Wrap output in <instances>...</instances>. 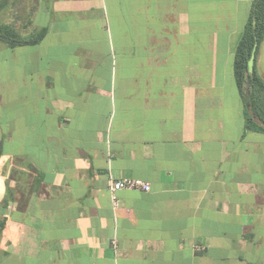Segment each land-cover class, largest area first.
<instances>
[{"label":"crops","instance_id":"0c3cea01","mask_svg":"<svg viewBox=\"0 0 264 264\" xmlns=\"http://www.w3.org/2000/svg\"><path fill=\"white\" fill-rule=\"evenodd\" d=\"M251 3L0 9L22 39L43 32L0 47V250L11 264H264V131L245 127L224 84ZM256 71L264 81V39ZM125 177L150 190L113 193Z\"/></svg>","mask_w":264,"mask_h":264},{"label":"trees","instance_id":"16d2710c","mask_svg":"<svg viewBox=\"0 0 264 264\" xmlns=\"http://www.w3.org/2000/svg\"><path fill=\"white\" fill-rule=\"evenodd\" d=\"M10 0H0V9ZM43 36L33 40L22 39L10 24H0V42L6 47L16 43H34ZM264 39V0H252L249 15L234 48L232 70L233 79L244 107L245 127L247 129L264 131V81L256 71V58L259 47ZM7 197L11 193L8 189ZM5 200L2 209L8 205ZM5 221L0 222V234ZM13 262L8 251L0 250V264Z\"/></svg>","mask_w":264,"mask_h":264},{"label":"built area","instance_id":"2783aa9c","mask_svg":"<svg viewBox=\"0 0 264 264\" xmlns=\"http://www.w3.org/2000/svg\"><path fill=\"white\" fill-rule=\"evenodd\" d=\"M109 188L114 193L119 190L124 189H139L143 191H149L150 190V184L144 180H141L139 178H120L116 180H110L109 182ZM113 204H116V198L113 196Z\"/></svg>","mask_w":264,"mask_h":264},{"label":"rangeland","instance_id":"374dc122","mask_svg":"<svg viewBox=\"0 0 264 264\" xmlns=\"http://www.w3.org/2000/svg\"><path fill=\"white\" fill-rule=\"evenodd\" d=\"M40 34H41V31L40 32L39 31L38 32H32V35L35 36V38L39 37ZM236 39H237V41L235 43V46H236L239 38L237 37ZM4 46L5 45L2 44V42H0V47H4ZM235 46H234V48H235ZM233 53H234V50H233ZM231 70H232V65H231ZM232 75H233V70H232ZM224 84L226 86V90H231V91H233V93L235 92L236 87H235V83H234V80H233V76L229 77V78H226ZM216 90H218V87L216 88ZM233 93H232V96L230 97L231 100H235V95ZM5 238H6V236L5 237H0V241H2Z\"/></svg>","mask_w":264,"mask_h":264}]
</instances>
